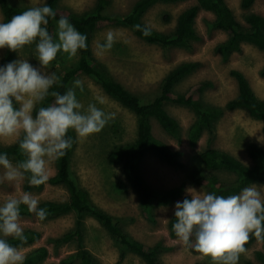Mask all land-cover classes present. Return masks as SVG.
Instances as JSON below:
<instances>
[{
  "label": "rangeland",
  "instance_id": "obj_1",
  "mask_svg": "<svg viewBox=\"0 0 264 264\" xmlns=\"http://www.w3.org/2000/svg\"><path fill=\"white\" fill-rule=\"evenodd\" d=\"M48 1V0H47ZM137 0H112L106 14L114 16L126 15ZM232 9L236 19L246 25L247 15L255 13L264 16V0H256L254 5L245 10L241 7L242 0H225ZM18 7L42 6V0H11ZM97 0H62L60 8L83 14L94 9ZM196 4V0L175 4L158 3L144 15L143 22L150 29L171 33L177 25L179 15L188 7ZM169 16V20L166 17ZM215 16L211 12L201 10L196 18L195 29L200 39L190 49L169 48L144 42L135 35L133 30L123 26H110L92 34V52L99 66L121 83L131 93L142 97L145 101L154 99L164 78L178 65L184 62H197L199 68L177 87L178 92H185L190 86L199 82H211L213 86L203 95V102L209 106L223 109L218 120L213 123L214 132L207 131L197 146L190 145L187 132L196 120L195 114L187 107L168 104L169 114L181 125L180 136H169L160 125L153 121L154 135L167 144L172 150L182 153L183 169H175L164 163L153 151H148L142 162V172L146 180L157 190H169L186 183V188L193 187L203 190L190 183L193 171L200 165L199 156L208 148L220 149L230 153L247 165L252 161L246 151L250 142L264 148L263 123L253 119L244 110H227L228 102L238 95L236 80L231 76L232 70L245 74L256 95L264 100V52L251 44H243L242 51L234 53L229 61H224L219 47L229 38L228 34L213 27ZM3 14L0 8V22ZM111 31L113 45L110 50L99 53V45L106 41ZM6 49V48H5ZM0 49V61L5 53ZM17 59H27L33 66L39 67L35 58V45L25 46L17 53ZM78 57L69 61L66 54L59 53L53 62L56 75L64 68L74 65ZM81 80L84 91L76 89L78 100L84 108L89 103H97V98L104 101L97 107L113 114V119L105 128L87 138H77L75 134V149L72 157V176L76 182L87 189L93 201L99 208L116 217L124 230L132 237L148 247L163 244L171 250L164 253L161 260L164 264H213L210 257L204 256L192 245L185 244L178 238H173L169 231V222L175 211V204L160 207L155 211V222L146 219L139 208V197L132 189L123 191L120 182H125L121 166H111L107 163V153L116 143H128L135 139L137 119L134 114L120 106L109 97L94 79L81 75L75 80ZM73 84V82H72ZM71 84V86H72ZM116 128L114 129V127ZM21 137L0 138V147L14 144ZM13 165L18 163L10 160ZM0 167V178L4 175ZM49 180L55 176V160L48 164ZM226 181H234L235 176L220 173ZM49 182V181H48ZM47 182L41 190L26 191V177L14 182H0V204L10 195L19 198L24 192L32 193L40 202L66 201L68 193L61 186ZM260 186V185H257ZM76 215L69 214L48 222L37 221L36 218L20 217L19 223L24 230L30 229L42 234L41 239L30 248L18 249L22 256L31 250L44 246L49 250L47 262L59 263L62 259L74 253L75 243L56 246L52 239H57L75 227ZM85 246L100 264H145L137 256L125 252L107 233L104 227L95 219L85 218ZM264 252L263 241L259 239L250 249L239 254L238 264L252 261L261 264L256 257L258 252ZM122 253L126 256L121 258Z\"/></svg>",
  "mask_w": 264,
  "mask_h": 264
},
{
  "label": "trees",
  "instance_id": "obj_2",
  "mask_svg": "<svg viewBox=\"0 0 264 264\" xmlns=\"http://www.w3.org/2000/svg\"><path fill=\"white\" fill-rule=\"evenodd\" d=\"M61 1L48 0L47 2L56 12V20L61 16L67 17L80 33L88 37V47L79 52L78 61L74 65L64 68L57 74L58 80L50 89V92L57 91L64 94L76 78L85 75L94 79L109 97L135 115L137 119L135 139L128 143L114 144L108 151L106 159L109 165L122 167L126 181L119 183L120 189L123 191L132 189L136 192L143 216L154 223L157 208L169 207L185 198L186 183L169 190H157L144 177L141 165L149 150L153 151L164 163L175 169L185 167L181 159L182 153L172 150L154 135L153 121H156L169 136H180L181 125L169 114L166 106L173 104L191 109L196 116V120L190 126L187 137L190 145L197 146L207 131L214 132L213 123L218 120L223 109L209 106L203 102V95L213 86L211 82H199L190 86L185 92L177 91V87L199 68L197 62H184L171 70L161 83L158 95L151 101L144 102L142 97L128 91L106 69L99 66L92 52V34L106 27L123 26L133 30L137 37L148 44L158 45L165 49H190L200 39L195 29V23L199 12L204 10L214 14L213 27L229 36L228 40L219 47L223 60L229 61L234 53L242 51V46L245 43L251 44L264 52V16L249 13L246 25H243L236 19L225 0H196L195 5L188 7L179 15L174 31L163 33L152 30L144 24L143 18L148 10L158 3L175 4L191 0H137L131 10L124 16L106 14V9L112 3V0H97L94 9L83 14L60 8ZM255 2L256 0H242L241 7L249 10ZM0 8L3 14L2 22H8L12 16L27 9L15 6L11 0H0ZM169 19V16H167L166 20ZM47 27L49 32L54 35L56 21L49 18ZM145 28L150 30V35L145 36L143 34ZM16 57L17 52H12L6 48L0 64L14 61ZM230 74L237 82L238 95L228 102L227 110L240 109L246 111L253 119L263 123L264 132V100L256 95L244 73L232 70ZM54 99L49 95L43 102L38 103L33 115L35 116L40 107L51 105ZM68 136L73 139V147L67 151L63 158L55 160L56 174L48 182L51 185L66 189L68 199L66 201H42L39 207L45 208L48 212L47 218L41 222H48L69 214L76 215L74 229L57 239H52V241L56 246L75 243L77 249L74 253L56 263L47 262L49 250L47 247L41 246L31 250L24 257V264H100L85 246L86 217L97 220L125 252L137 256L145 264H164L161 257L164 253L170 251V248L163 244L148 247L132 237L124 230L116 217L99 208L93 201L90 192L76 182L71 171L72 157L76 145L74 131L70 130ZM18 141L12 145L0 147V152L6 153L10 160L17 163L26 159L21 153ZM246 151L252 165L245 164L226 151L214 148L206 149L199 156L200 165L193 171L190 183L203 188L206 192L225 197L238 194L244 187L251 184L264 185V148L257 143L250 142L246 145ZM220 173H229L236 178L234 181H226L219 176ZM29 175L30 173L25 174V190H41L44 185L39 187L29 186L27 178ZM20 217L36 218L24 205L21 206ZM174 223L175 216L173 215L169 222V231L173 238H177L173 231ZM24 235L26 236L24 242L12 238L6 239L14 247L22 249L32 247L42 236L40 232L30 229L24 230ZM258 240L254 235L250 236L245 249H250ZM262 241L264 247V239ZM124 254L122 253V259L126 257V254ZM256 257L261 264H264V252H258ZM245 264L254 263L247 261Z\"/></svg>",
  "mask_w": 264,
  "mask_h": 264
},
{
  "label": "clouds",
  "instance_id": "obj_3",
  "mask_svg": "<svg viewBox=\"0 0 264 264\" xmlns=\"http://www.w3.org/2000/svg\"><path fill=\"white\" fill-rule=\"evenodd\" d=\"M56 15L47 0H42V6L29 7L8 22H0V49L19 53L25 46L35 45L39 62V67L27 59L0 64V138L22 136L18 143L26 157L13 165L7 154L0 152V167L5 170L0 182H14L30 173L29 186H46L49 162L63 158L73 147L69 131L77 138H87L113 119V114L97 107V103H104L100 98L83 107L76 94V89L84 91L79 79L64 94L50 92L58 77L49 70L58 54H66L71 61L88 47V37L67 17L56 20ZM49 18L56 21L54 35L47 27ZM143 34L150 35V30L145 28ZM113 42L109 31L106 41L98 46V54L110 50ZM49 95L54 102L40 107L34 116L36 105ZM39 204L30 192L19 198L10 195L0 204V264H24V256L6 238L26 241L19 223L21 206H26L37 221H44L48 212ZM174 216L173 231L178 239L210 257L213 264H238L250 236L264 239V185L251 184L227 197L188 187L185 198L175 204Z\"/></svg>",
  "mask_w": 264,
  "mask_h": 264
}]
</instances>
